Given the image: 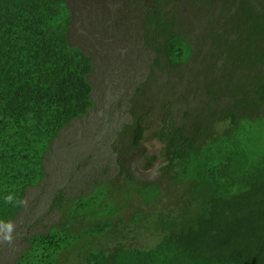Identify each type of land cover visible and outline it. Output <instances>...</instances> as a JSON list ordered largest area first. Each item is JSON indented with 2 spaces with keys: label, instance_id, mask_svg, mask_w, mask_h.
Returning <instances> with one entry per match:
<instances>
[{
  "label": "trees",
  "instance_id": "trees-1",
  "mask_svg": "<svg viewBox=\"0 0 264 264\" xmlns=\"http://www.w3.org/2000/svg\"><path fill=\"white\" fill-rule=\"evenodd\" d=\"M132 3L150 68L167 76L156 103L144 93L133 102L115 140L119 175L138 203L123 216L149 242L120 229L118 213L134 195L102 182L88 194L57 195L63 220L28 235L10 264H264V0ZM72 19L69 0H0L4 223L22 205L3 197L24 200L42 182L59 131L94 105L93 58L71 43ZM147 133L159 152L140 150ZM134 151L146 167L161 159L157 179H135Z\"/></svg>",
  "mask_w": 264,
  "mask_h": 264
},
{
  "label": "rangeland",
  "instance_id": "rangeland-1",
  "mask_svg": "<svg viewBox=\"0 0 264 264\" xmlns=\"http://www.w3.org/2000/svg\"><path fill=\"white\" fill-rule=\"evenodd\" d=\"M69 5L73 13L70 41L93 58L90 81L94 88V105L86 115L59 131L45 158L46 176L40 184L28 189L26 203L11 220L13 242L0 240V264H10L18 257L28 246V235L45 232L63 220L55 200L57 195L71 198L88 194L96 183L102 182L112 184L111 189L116 190L121 184L134 195L124 177L119 175L117 133L132 120V104L141 94L144 93L151 104L166 92L167 76L159 69L150 68L151 52L141 45L139 27L131 18L137 17L132 0H69ZM132 10L134 16L130 15ZM198 31L193 32L194 39ZM144 81H147L146 88L138 92L136 88ZM177 113H180L179 108ZM161 147V143L147 133L140 150L151 154L159 152ZM141 151L129 154L131 173L137 181L157 179L161 159L146 167ZM132 200L120 210L121 214L118 213L124 220L120 229L127 239L148 243L150 236L139 234L130 219L123 216L122 210L127 213L138 206L135 195Z\"/></svg>",
  "mask_w": 264,
  "mask_h": 264
},
{
  "label": "clouds",
  "instance_id": "clouds-1",
  "mask_svg": "<svg viewBox=\"0 0 264 264\" xmlns=\"http://www.w3.org/2000/svg\"><path fill=\"white\" fill-rule=\"evenodd\" d=\"M3 202L6 205H11L14 207L21 206L26 203L25 200L19 198L13 193H9L8 195L4 196ZM13 232L14 224L11 221H8L7 223L0 221V240L11 244L14 240Z\"/></svg>",
  "mask_w": 264,
  "mask_h": 264
}]
</instances>
